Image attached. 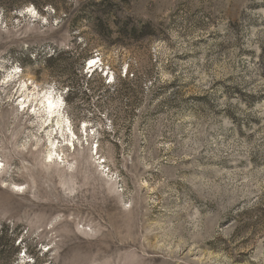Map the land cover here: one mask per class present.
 Segmentation results:
<instances>
[{"label":"rangeland","instance_id":"obj_1","mask_svg":"<svg viewBox=\"0 0 264 264\" xmlns=\"http://www.w3.org/2000/svg\"><path fill=\"white\" fill-rule=\"evenodd\" d=\"M3 1L0 264H264V0Z\"/></svg>","mask_w":264,"mask_h":264},{"label":"bare ground","instance_id":"obj_2","mask_svg":"<svg viewBox=\"0 0 264 264\" xmlns=\"http://www.w3.org/2000/svg\"><path fill=\"white\" fill-rule=\"evenodd\" d=\"M26 90H28V85H27L26 82H24L23 85L21 86V91L24 92V94H25ZM36 96L37 95H35V94H27L26 93V95L24 96L25 99L23 100L22 104L25 103L24 106H27L28 105L27 103L29 102L30 99H31V101L35 102L36 99H37ZM43 97L44 98L41 100V104L43 105V108L42 109L44 111L43 114L45 116L44 117L45 119L42 122V125L41 126H42V128L46 129L52 123L53 118H55V117H57V116L60 115L62 102L59 99H55L49 93H47ZM33 109H34L33 110V113H34V111L36 110V108H33ZM56 121H57V124L60 125V123H61L60 118L57 119ZM47 138H48V144H49V132H47ZM68 144H70V143H68ZM55 147H56L55 146V141H52V148L53 149H52V151H50V152L47 153V156L49 158H52L53 159V154H55L53 151H55L54 150ZM0 169H1V167H0Z\"/></svg>","mask_w":264,"mask_h":264},{"label":"trees","instance_id":"obj_3","mask_svg":"<svg viewBox=\"0 0 264 264\" xmlns=\"http://www.w3.org/2000/svg\"><path fill=\"white\" fill-rule=\"evenodd\" d=\"M6 1L9 4V7L13 10H16L17 7H19V5H20V2L18 0H6ZM5 3H6L5 1L0 0V6L1 7H4L6 5ZM120 32L126 36L129 34L134 35L137 32V28L135 26H131L128 22H125L120 26ZM126 36H124V37H126ZM51 56H53V55H51ZM126 75L127 74H125V76Z\"/></svg>","mask_w":264,"mask_h":264}]
</instances>
